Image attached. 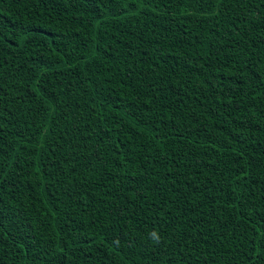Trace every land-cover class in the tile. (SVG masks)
<instances>
[{
	"label": "trees",
	"instance_id": "16d2710c",
	"mask_svg": "<svg viewBox=\"0 0 264 264\" xmlns=\"http://www.w3.org/2000/svg\"><path fill=\"white\" fill-rule=\"evenodd\" d=\"M0 264H264V0H0Z\"/></svg>",
	"mask_w": 264,
	"mask_h": 264
},
{
	"label": "clouds",
	"instance_id": "9594fccd",
	"mask_svg": "<svg viewBox=\"0 0 264 264\" xmlns=\"http://www.w3.org/2000/svg\"><path fill=\"white\" fill-rule=\"evenodd\" d=\"M150 235L153 237L154 240H159L158 233H156L155 231H153Z\"/></svg>",
	"mask_w": 264,
	"mask_h": 264
}]
</instances>
